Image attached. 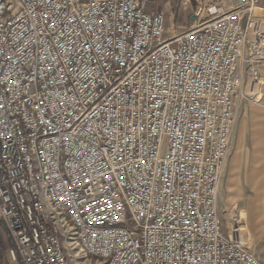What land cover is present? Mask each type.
Masks as SVG:
<instances>
[{
    "label": "built area",
    "instance_id": "1",
    "mask_svg": "<svg viewBox=\"0 0 264 264\" xmlns=\"http://www.w3.org/2000/svg\"><path fill=\"white\" fill-rule=\"evenodd\" d=\"M149 1L0 0V264H264L218 208L264 3Z\"/></svg>",
    "mask_w": 264,
    "mask_h": 264
},
{
    "label": "rangeland",
    "instance_id": "2",
    "mask_svg": "<svg viewBox=\"0 0 264 264\" xmlns=\"http://www.w3.org/2000/svg\"><path fill=\"white\" fill-rule=\"evenodd\" d=\"M186 2L183 4L186 8L194 6L192 1L190 5ZM166 20L167 27L173 25L171 29L179 34L189 18L181 11V17L173 13ZM218 208L223 219L228 210L239 214L246 227L247 245L264 259V84L255 86L253 99L238 103L230 155L219 187Z\"/></svg>",
    "mask_w": 264,
    "mask_h": 264
},
{
    "label": "crops",
    "instance_id": "3",
    "mask_svg": "<svg viewBox=\"0 0 264 264\" xmlns=\"http://www.w3.org/2000/svg\"><path fill=\"white\" fill-rule=\"evenodd\" d=\"M186 1L188 0H150L148 4V8L161 9L164 12L166 18H168V16H170L173 13L176 14V16L179 18L181 17V11L182 13L185 12L186 17L190 18L192 15V8L191 7L186 8V6L183 5ZM190 1H192V5H193L194 1L193 0ZM166 26H167V20H166ZM171 27L173 28V25ZM171 27L168 26L167 28L172 30Z\"/></svg>",
    "mask_w": 264,
    "mask_h": 264
},
{
    "label": "bare ground",
    "instance_id": "4",
    "mask_svg": "<svg viewBox=\"0 0 264 264\" xmlns=\"http://www.w3.org/2000/svg\"><path fill=\"white\" fill-rule=\"evenodd\" d=\"M226 216H228V217H230V216L233 217L234 214L231 213V210H230V211L228 210ZM237 216H238L239 219L241 220V224L244 223L243 220L240 218V216H239L238 213H237ZM240 228H241V238H242V240H244V243L247 245L248 242L245 240V235H246V233H245V228H246V227H245V224H242ZM246 242H247V243H246ZM247 246H248V245H247ZM248 247H249V246H248ZM79 264H82V263H79Z\"/></svg>",
    "mask_w": 264,
    "mask_h": 264
},
{
    "label": "water",
    "instance_id": "5",
    "mask_svg": "<svg viewBox=\"0 0 264 264\" xmlns=\"http://www.w3.org/2000/svg\"><path fill=\"white\" fill-rule=\"evenodd\" d=\"M193 19H194V16L191 17V20H193Z\"/></svg>",
    "mask_w": 264,
    "mask_h": 264
}]
</instances>
